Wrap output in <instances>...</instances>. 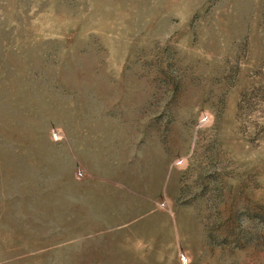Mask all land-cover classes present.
I'll return each mask as SVG.
<instances>
[{
	"label": "rangeland",
	"instance_id": "rangeland-1",
	"mask_svg": "<svg viewBox=\"0 0 264 264\" xmlns=\"http://www.w3.org/2000/svg\"><path fill=\"white\" fill-rule=\"evenodd\" d=\"M0 264H264V0H0Z\"/></svg>",
	"mask_w": 264,
	"mask_h": 264
}]
</instances>
